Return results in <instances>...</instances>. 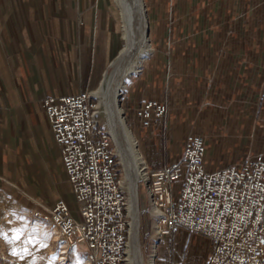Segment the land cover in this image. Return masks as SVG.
Returning a JSON list of instances; mask_svg holds the SVG:
<instances>
[{
	"label": "crops",
	"instance_id": "0c3cea01",
	"mask_svg": "<svg viewBox=\"0 0 264 264\" xmlns=\"http://www.w3.org/2000/svg\"><path fill=\"white\" fill-rule=\"evenodd\" d=\"M144 1L149 50L121 107L134 118L155 101L167 113L149 130L126 119L140 155L154 137L166 154L178 142L180 159L192 134L208 172L264 161V0ZM119 34L113 0H0V195L35 204L30 211L63 200L77 217L43 101L93 95Z\"/></svg>",
	"mask_w": 264,
	"mask_h": 264
},
{
	"label": "built area",
	"instance_id": "2783aa9c",
	"mask_svg": "<svg viewBox=\"0 0 264 264\" xmlns=\"http://www.w3.org/2000/svg\"><path fill=\"white\" fill-rule=\"evenodd\" d=\"M43 109L77 217L63 200L34 216L49 221L62 237V264L77 244L85 245L89 264H128L126 193L111 135L97 122L93 95L48 97ZM166 113L165 104L149 101L135 110V118L149 128L160 125ZM205 156L203 139L190 134L177 162L155 170L143 164L140 180L158 233L181 230L208 239L212 247L206 264H264V161L208 172ZM176 182H181L179 196Z\"/></svg>",
	"mask_w": 264,
	"mask_h": 264
},
{
	"label": "rangeland",
	"instance_id": "374dc122",
	"mask_svg": "<svg viewBox=\"0 0 264 264\" xmlns=\"http://www.w3.org/2000/svg\"><path fill=\"white\" fill-rule=\"evenodd\" d=\"M113 1L117 5L120 13V34L118 38V48L116 51H114L115 53L113 54V57L110 62H112L115 57H117L116 54L118 53L119 49L121 51V49L124 47V38L128 41L126 37L127 31L125 25V17L122 11V3L120 0ZM143 3L144 8L146 10L147 7L144 0ZM141 54H143V51L139 52L137 58L140 59ZM113 64L106 68L107 74L110 72ZM106 76L105 78L103 77L102 83L100 84L98 89L93 93V97L97 104L96 118L99 126H101L104 130H106L109 134L113 136V134L111 133V127L107 115L105 100L101 97L103 88L106 85ZM130 77L131 76H128L125 80L124 87L121 91V95L119 96L118 105L122 113L123 109L121 107V101L123 98V91L125 90V86ZM122 117H124L123 120L125 122V125L130 131L133 140L135 141L134 135L131 131L128 122H130L131 124H136V126L138 127L137 119L135 117H131L129 114H126L125 116V113H123ZM126 119L128 120V122ZM142 129L147 130L148 128ZM157 141L154 137L149 140L151 147L149 149L148 154H145V157L147 158L148 168H152L154 165H157V167L162 166L164 164L169 165L179 160L180 150H178L177 147L178 142H175L173 145H167L165 147V149L167 150L166 154L164 153L162 145L157 150ZM161 143H163V141H161ZM136 150L140 154L138 146L136 147ZM114 153L117 157V164L122 180V186L127 198V216L129 222V230L127 234L128 246L130 223L131 225L133 223V217L129 213V200L131 199V195L128 188V184L125 180L124 166L119 156L118 148L114 147ZM145 157L142 156L143 159H145ZM140 179L137 184L138 205L140 213L138 240L142 253L143 263L206 264L211 254L212 247L211 242L208 239L181 230H174L168 233L167 235H161L160 233H158V221L155 217V211L150 206L147 190L145 188L144 183ZM64 185L70 193L67 181L64 182ZM174 187L177 189L175 192V196H179V188L181 187V182H176L174 184ZM53 190L51 192L50 189L46 190L47 198L56 194V190ZM44 197L42 198L46 199ZM26 202L28 201L18 200L11 193L0 195V264H62L60 260V253L62 250L65 249V247H62V237L49 221H42L41 219H38L34 216V211L30 210L34 209V206H36L35 204L30 203L32 208L28 209ZM127 256L129 260L128 247H126V258ZM66 259V264H89L86 259L85 245L77 244L74 248L70 249L67 253Z\"/></svg>",
	"mask_w": 264,
	"mask_h": 264
},
{
	"label": "bare ground",
	"instance_id": "6f19581e",
	"mask_svg": "<svg viewBox=\"0 0 264 264\" xmlns=\"http://www.w3.org/2000/svg\"><path fill=\"white\" fill-rule=\"evenodd\" d=\"M122 11L125 17L127 39L124 38V50L122 55L112 65L110 72L106 76V85L103 88L101 97L105 100L107 115L111 127V137L118 148L119 156L122 160L125 180L128 184L131 199L130 212L133 217V223H130L129 232V260L128 264H144L139 244V205L137 184L140 178L144 176L142 171L143 158L136 150V143L133 140L130 131L127 129L122 117L123 113L119 108V96L124 87V82L129 73L136 71L141 66L142 58L148 52L149 45L146 37L147 17L143 0H120ZM145 50V51H144ZM120 51V52H121ZM140 51H143L141 58H137ZM128 139V143H127ZM118 146V147H117ZM128 255V249H127ZM146 264V263H145Z\"/></svg>",
	"mask_w": 264,
	"mask_h": 264
},
{
	"label": "water",
	"instance_id": "95a60500",
	"mask_svg": "<svg viewBox=\"0 0 264 264\" xmlns=\"http://www.w3.org/2000/svg\"><path fill=\"white\" fill-rule=\"evenodd\" d=\"M146 37H147V42H148V26H147V29H146ZM148 45H149V42H148ZM123 51H124V50H122L121 52L118 53L117 57H116V58L110 63V65H111L113 62H115L116 60H118V58L120 57V55H122V52H123ZM145 55H146V54H145ZM145 55L143 56L142 60L145 58ZM110 65H109V66H110ZM134 72H135V71L130 72V73H129V76H131ZM111 138H112V137H111ZM112 142H113V146L116 147L113 138H112Z\"/></svg>",
	"mask_w": 264,
	"mask_h": 264
}]
</instances>
